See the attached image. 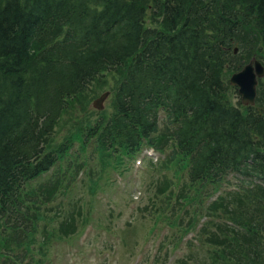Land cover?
<instances>
[{
  "label": "trees",
  "instance_id": "16d2710c",
  "mask_svg": "<svg viewBox=\"0 0 264 264\" xmlns=\"http://www.w3.org/2000/svg\"><path fill=\"white\" fill-rule=\"evenodd\" d=\"M253 56L264 63V0H0V264L19 261L47 202L32 182L72 146L43 137L106 72L120 75L113 113L82 148L117 162L144 144L168 150L199 196L235 178L205 205L204 261L264 264V78L253 106L232 104L227 81ZM190 256L176 264H205Z\"/></svg>",
  "mask_w": 264,
  "mask_h": 264
},
{
  "label": "rangeland",
  "instance_id": "374dc122",
  "mask_svg": "<svg viewBox=\"0 0 264 264\" xmlns=\"http://www.w3.org/2000/svg\"><path fill=\"white\" fill-rule=\"evenodd\" d=\"M147 24L156 26L158 22L148 19ZM119 77L116 72H106L71 98L51 133L43 137L48 150L64 148L67 141L72 146L61 153L49 172L31 184L40 199L47 202L35 211L34 219L41 223L35 245L19 250V261L14 264H36V259L38 264H175L187 253L197 263L204 261L200 246L194 243L192 252L187 242L193 240L192 230H198L205 205L213 197L208 198L205 193L199 196L198 191L188 187L184 167L174 162L164 165L165 150L162 154L156 151L152 163L140 162L139 157L117 165L114 158L93 151L94 142L81 146L86 127L113 113L112 91ZM105 91L109 95L98 111L93 100ZM228 98L234 105L239 101L232 86ZM261 106L264 104L257 105ZM50 180L56 182L50 187L51 195L37 191L39 185ZM235 181L231 178L223 188L231 187ZM64 216L59 233L55 221ZM186 228L190 233L182 238ZM1 248L0 245V251Z\"/></svg>",
  "mask_w": 264,
  "mask_h": 264
},
{
  "label": "water",
  "instance_id": "95a60500",
  "mask_svg": "<svg viewBox=\"0 0 264 264\" xmlns=\"http://www.w3.org/2000/svg\"><path fill=\"white\" fill-rule=\"evenodd\" d=\"M264 75V66L257 59H251L241 70L232 74L229 79L230 84L237 86L241 102L245 105H253L256 98L257 77ZM107 92L93 101V106L102 109V102L107 96ZM264 111V107L262 108Z\"/></svg>",
  "mask_w": 264,
  "mask_h": 264
}]
</instances>
